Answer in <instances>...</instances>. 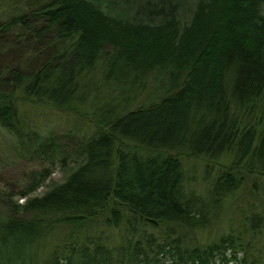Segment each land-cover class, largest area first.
Returning a JSON list of instances; mask_svg holds the SVG:
<instances>
[{
	"label": "trees",
	"instance_id": "16d2710c",
	"mask_svg": "<svg viewBox=\"0 0 264 264\" xmlns=\"http://www.w3.org/2000/svg\"><path fill=\"white\" fill-rule=\"evenodd\" d=\"M0 6V127L21 156L73 163L43 194L46 168L0 194V264H264V0ZM22 103L95 130L43 134ZM227 153L208 197L187 193L182 158ZM241 190L246 208L217 220Z\"/></svg>",
	"mask_w": 264,
	"mask_h": 264
},
{
	"label": "rangeland",
	"instance_id": "374dc122",
	"mask_svg": "<svg viewBox=\"0 0 264 264\" xmlns=\"http://www.w3.org/2000/svg\"><path fill=\"white\" fill-rule=\"evenodd\" d=\"M3 7L0 6V14ZM20 112L23 118L30 124L32 128L40 130L43 134H53L52 136H61L62 140L68 141V134L72 129H78L84 134L93 133L95 127L89 118L81 116L76 111L55 109L51 106L35 105L31 103H22ZM14 137L4 128L0 127V194L1 196L11 193L19 194L30 186L33 182V175L43 172L46 168L49 174L43 184L38 188L35 194L45 193L50 186L62 183L67 178L73 167L72 161L70 166L65 169L61 165V161L43 162L36 157L30 155L21 156ZM78 139V138H76ZM18 151H17V149ZM184 187L187 193H196L204 198L210 194L213 178H216L217 171L220 166H231L234 162L232 154L222 155L214 164L207 162L203 158H182ZM217 166V167H215ZM207 168L211 169V176H207ZM39 179V176H37ZM252 191L241 190L234 195L228 197L221 203L220 215L217 214V220H230L236 211L238 213L247 204L244 195ZM15 202L23 203V199L14 198ZM249 204V202H248ZM220 206V205H218ZM8 208L0 199V216L8 214ZM230 223V222H229ZM228 223L219 225L213 230L219 234L228 230ZM216 237V236H215Z\"/></svg>",
	"mask_w": 264,
	"mask_h": 264
}]
</instances>
